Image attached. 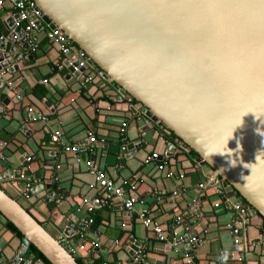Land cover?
<instances>
[{
  "label": "crops",
  "instance_id": "obj_1",
  "mask_svg": "<svg viewBox=\"0 0 264 264\" xmlns=\"http://www.w3.org/2000/svg\"><path fill=\"white\" fill-rule=\"evenodd\" d=\"M16 2L3 0L0 30L5 33L9 31L1 19L15 17L19 11ZM49 29L45 26L34 30L37 50L31 45L28 49L17 48L24 55V67L13 71L3 68L0 173L10 175L3 179L2 187L57 238L68 236L73 248L79 250L76 256L101 257L111 264H264V232L259 215L251 213L242 237L235 236L231 225L238 219L234 207L240 202L238 195H230L219 186L222 178L215 177L214 169L197 161L182 143H173L160 125L147 124L145 115L132 109V102L119 92V86L97 83L101 75L96 64L79 78L66 79L69 70L57 67L64 57L61 44L50 39ZM46 78L48 83L43 82ZM37 84L44 86L48 94L41 96L42 88ZM86 95L95 101L86 99ZM124 122L127 125L122 131ZM55 130L61 131L65 144H80V150L66 151L63 144L52 142ZM90 132L98 139L92 149L86 144ZM123 145L128 148L125 153ZM153 152L168 161L167 168L157 170L155 161H145ZM89 158L123 187L124 196L118 197L113 206L89 210L87 201L102 193L92 186L95 177L86 164ZM169 168L184 176H169ZM29 182L44 184L36 201L22 193ZM202 182L206 187L199 186ZM130 183L136 184V189L132 190ZM131 195L137 201L129 210L123 200ZM146 207L163 226L167 240H161L144 225L139 211ZM179 214L185 215L184 225L176 223ZM94 217L96 226L94 220L88 224ZM7 221L0 217V264H15L17 257V264H44L29 251L30 245L23 250L24 238L7 229ZM187 235L198 240L190 246L181 241ZM132 245L141 249L145 260L130 254Z\"/></svg>",
  "mask_w": 264,
  "mask_h": 264
},
{
  "label": "water",
  "instance_id": "obj_2",
  "mask_svg": "<svg viewBox=\"0 0 264 264\" xmlns=\"http://www.w3.org/2000/svg\"><path fill=\"white\" fill-rule=\"evenodd\" d=\"M33 1L38 29L64 31L121 94L137 100L132 109L147 124L173 130L222 178L219 186L264 216V0ZM1 20L9 32L0 30V67L13 71L25 62L17 48L30 43L15 17ZM4 87L0 78V93ZM9 175L0 173V217L24 234L23 250L33 243L53 264H79L72 244L2 187ZM41 190L44 184L34 185L28 194L36 201ZM138 250L129 251L135 257Z\"/></svg>",
  "mask_w": 264,
  "mask_h": 264
},
{
  "label": "built area",
  "instance_id": "obj_3",
  "mask_svg": "<svg viewBox=\"0 0 264 264\" xmlns=\"http://www.w3.org/2000/svg\"><path fill=\"white\" fill-rule=\"evenodd\" d=\"M2 0H0L1 2ZM17 6L19 7V11L14 13L15 15V26L21 27L22 30L25 32L26 38L28 39L31 47L33 50H37L38 48V37L33 34L34 30L37 28L38 20L41 17V11L37 9V5L33 0H17ZM49 37L53 41H56L61 44V51L64 57L62 58V61L57 64L58 69H68L69 73L75 74L76 72H83L84 70H87L90 67L89 63V55L87 52L80 47L73 44V41L59 28L49 29ZM99 75L104 77V71L102 69L98 70ZM0 78H4V70L2 67H0ZM44 83H48V79H43ZM12 83V82H10ZM128 99L130 102H132L133 106H136V103L134 102V97H132L129 94ZM144 114V113H143ZM145 115V114H144ZM146 120V119H145ZM148 123V120H146ZM122 131L125 130V126L127 125L126 122L123 123ZM52 142L56 143L59 142L63 144L66 151L70 152H78L80 150V144H65L61 140V131L55 130L51 135ZM96 142H98V139L95 134L92 132L89 133L87 138V147L89 149H92ZM89 144V145H88ZM124 153L127 151V145H123ZM30 160L31 157H28ZM164 160V161H163ZM146 162L151 161H162L161 164H159L160 169H165L168 167V162L164 158H160V154L158 152H153L151 155H149L146 160ZM88 169L91 173H93L95 177V181L92 184L93 187L100 188L102 190V193L98 196H93L91 202H88L89 210H93L96 206H113L117 201L116 199L118 197L124 196V189L122 186L117 185L115 181L110 178L106 171L101 169L91 158H89L86 162ZM168 175L171 177H183V173H177L173 168H169ZM125 183H128L125 181ZM33 184L29 182L26 185V188L22 193L25 197H30L28 192L33 188ZM131 189H136V184L130 183ZM199 186L206 187V182H202L199 184ZM226 192V191H225ZM174 194H178L176 191ZM225 200H228V195L226 193L223 194ZM124 205L127 209L132 210L135 206V203L137 201V198L133 195L126 197L124 200ZM235 209L238 211V219L235 225H231V229L233 234L235 236H241L242 232H244V229L246 228V225L248 223V220L251 215V208L246 207L241 202H236L234 204ZM193 211V208L191 209ZM139 216L142 219L144 225L146 227H149L153 229L158 237L161 240H167V234L164 230L163 226L156 222L151 216H150V209L149 208H143L141 211H139ZM185 215L179 214L177 217L176 223L178 225H184V219ZM90 221H88V224H91L93 222L92 218H89ZM68 236L65 238L63 235L60 236V239L62 242L70 243V240L67 239ZM177 239V237H174V241ZM187 241L188 245H192V243L196 242L198 238L195 236H185L181 237V241ZM246 241L244 240V243ZM72 244V243H71ZM72 253L76 256L77 252H79L78 248L74 249L73 246L71 248ZM176 251H179L178 248H176ZM144 253L140 250H138L137 257L135 258L140 260H145ZM128 264V263H126Z\"/></svg>",
  "mask_w": 264,
  "mask_h": 264
},
{
  "label": "trees",
  "instance_id": "obj_4",
  "mask_svg": "<svg viewBox=\"0 0 264 264\" xmlns=\"http://www.w3.org/2000/svg\"><path fill=\"white\" fill-rule=\"evenodd\" d=\"M44 40H46V38L44 39ZM73 44H75L74 42H73ZM76 45V44H75ZM77 46V45H76ZM96 67H97V69L99 70V69H101L98 65H95ZM89 72H92V71H89ZM97 72V71H96ZM96 75H98V72H97V74ZM96 75H95V77H96ZM97 83H99V84H104L106 87H107V85L110 83L108 80H105L104 79V77H102V76H100V80L97 82ZM111 83H113L115 86H116V83H114V82H111ZM110 83V84H111ZM102 84V85H103ZM37 86V88H42V94H41V96H45V95H47L48 94V90L46 89V88H44V86H42V85H39V84H37L36 85ZM84 92H87V90H85ZM83 92V93H84ZM86 99H88V100H92V101H95V99L94 98H91V97H89L88 95H86ZM134 100V102L135 103H137V100L134 98L133 99ZM159 129H161V131L162 132H164L165 134H166V136L168 137V138H170V140L173 142V143H179V144H181L182 143V139L173 131V130H171V129H169V128H167L165 125H161L160 127H159ZM189 153L193 156V157H198V153L194 150V149H190V151H189ZM164 161V160H163ZM167 161V160H166ZM156 163H155V168L157 169V170H161L160 168H159V164H161L162 163V161H155ZM168 162V161H167ZM210 166V165H209ZM221 178V177H220ZM57 185L58 184H56V183H54V188H55V190H57L58 191V187H57ZM245 206L246 207H252V205L249 203V202H246L245 203ZM251 217V216H250ZM259 217L262 219V227H261V230H262V232H264V216H262L261 214L259 215ZM92 218H93V216H92ZM94 223H93V226H96V224H97V219H95V217H94ZM42 223V222H41ZM5 225H6V227H7V229H10L11 231H13L18 237H20L21 239H23L24 238V234L18 229V227H16L15 226V224L14 223H12L11 221H7L6 223H5ZM29 251L31 252V253H34L35 254V256H36V258L37 259H41L42 260V262L44 263V264H53L44 254H43V252H41L33 243H31L30 244V247H29ZM77 258V261L79 262V264H111V263H109V262H107V261H105L103 258H101V257H94V256H90L89 258H85V257H80V256H77L76 257Z\"/></svg>",
  "mask_w": 264,
  "mask_h": 264
},
{
  "label": "bare ground",
  "instance_id": "obj_5",
  "mask_svg": "<svg viewBox=\"0 0 264 264\" xmlns=\"http://www.w3.org/2000/svg\"><path fill=\"white\" fill-rule=\"evenodd\" d=\"M82 73V72H81Z\"/></svg>",
  "mask_w": 264,
  "mask_h": 264
},
{
  "label": "clouds",
  "instance_id": "obj_6",
  "mask_svg": "<svg viewBox=\"0 0 264 264\" xmlns=\"http://www.w3.org/2000/svg\"><path fill=\"white\" fill-rule=\"evenodd\" d=\"M77 257V256H76Z\"/></svg>",
  "mask_w": 264,
  "mask_h": 264
}]
</instances>
